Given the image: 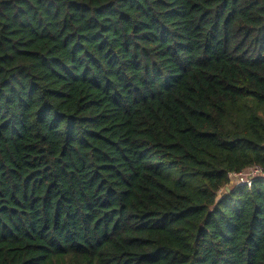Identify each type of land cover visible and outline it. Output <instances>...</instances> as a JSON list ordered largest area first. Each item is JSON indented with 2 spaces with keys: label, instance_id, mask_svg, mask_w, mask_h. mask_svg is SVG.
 I'll return each mask as SVG.
<instances>
[{
  "label": "trees",
  "instance_id": "16d2710c",
  "mask_svg": "<svg viewBox=\"0 0 264 264\" xmlns=\"http://www.w3.org/2000/svg\"><path fill=\"white\" fill-rule=\"evenodd\" d=\"M264 0H0V264H264Z\"/></svg>",
  "mask_w": 264,
  "mask_h": 264
},
{
  "label": "built area",
  "instance_id": "2783aa9c",
  "mask_svg": "<svg viewBox=\"0 0 264 264\" xmlns=\"http://www.w3.org/2000/svg\"><path fill=\"white\" fill-rule=\"evenodd\" d=\"M230 178L233 179L235 184L251 187L256 178L264 180V171L260 167L254 166L240 173L231 174Z\"/></svg>",
  "mask_w": 264,
  "mask_h": 264
}]
</instances>
